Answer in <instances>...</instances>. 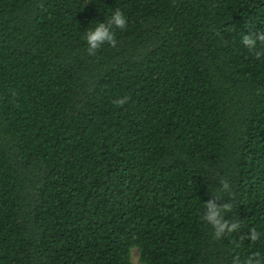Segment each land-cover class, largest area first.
Wrapping results in <instances>:
<instances>
[{
    "label": "trees",
    "instance_id": "obj_1",
    "mask_svg": "<svg viewBox=\"0 0 264 264\" xmlns=\"http://www.w3.org/2000/svg\"><path fill=\"white\" fill-rule=\"evenodd\" d=\"M260 30L264 0H0V264H264Z\"/></svg>",
    "mask_w": 264,
    "mask_h": 264
},
{
    "label": "clouds",
    "instance_id": "obj_2",
    "mask_svg": "<svg viewBox=\"0 0 264 264\" xmlns=\"http://www.w3.org/2000/svg\"><path fill=\"white\" fill-rule=\"evenodd\" d=\"M127 24V18L120 9H115L111 12L110 17L107 22L99 23L96 22L94 27H90L84 33V40L87 44V51L89 54H94L99 48L104 44L110 46H115L117 43L116 32L114 29H125ZM264 43V30L251 31L248 34H243L241 37V44L249 49H256L258 44ZM260 53H257L259 56ZM127 98L118 100L117 104H124ZM219 189L221 192L228 193L231 191L230 185L227 180L221 181ZM220 198L216 195H211V199L207 200L203 204L202 209V220L210 226L213 230L212 234L215 238L219 239L223 235H232L237 233L241 224L236 221L235 218L230 220H223V215L232 211V203L227 202L224 204H218ZM261 233H259L255 228L249 229L248 235L242 239H247L253 243L260 239ZM235 264H262V259L259 253H252L242 262L237 259Z\"/></svg>",
    "mask_w": 264,
    "mask_h": 264
},
{
    "label": "rangeland",
    "instance_id": "obj_3",
    "mask_svg": "<svg viewBox=\"0 0 264 264\" xmlns=\"http://www.w3.org/2000/svg\"><path fill=\"white\" fill-rule=\"evenodd\" d=\"M132 261L134 264H138L137 254L135 251H133V254H132Z\"/></svg>",
    "mask_w": 264,
    "mask_h": 264
}]
</instances>
